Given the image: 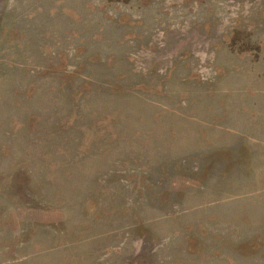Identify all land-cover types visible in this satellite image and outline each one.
I'll list each match as a JSON object with an SVG mask.
<instances>
[{"label":"rangeland","instance_id":"1","mask_svg":"<svg viewBox=\"0 0 264 264\" xmlns=\"http://www.w3.org/2000/svg\"><path fill=\"white\" fill-rule=\"evenodd\" d=\"M0 264H264V0H0Z\"/></svg>","mask_w":264,"mask_h":264}]
</instances>
